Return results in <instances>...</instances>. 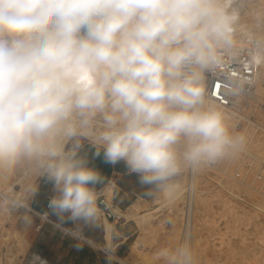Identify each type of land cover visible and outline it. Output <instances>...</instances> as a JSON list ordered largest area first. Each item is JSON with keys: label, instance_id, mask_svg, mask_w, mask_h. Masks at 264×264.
I'll use <instances>...</instances> for the list:
<instances>
[{"label": "clouds", "instance_id": "obj_1", "mask_svg": "<svg viewBox=\"0 0 264 264\" xmlns=\"http://www.w3.org/2000/svg\"><path fill=\"white\" fill-rule=\"evenodd\" d=\"M251 3L0 0V184L21 172L44 177L56 193L52 214L96 224L103 176L88 148L122 162L145 196L168 198L182 174L239 157L248 137L208 82L237 60L239 38L253 45L249 62L264 67V8L250 12ZM245 80L234 72L226 90ZM37 190L24 189L29 199ZM22 207L13 199L6 210ZM157 255L198 264L187 237Z\"/></svg>", "mask_w": 264, "mask_h": 264}, {"label": "rangeland", "instance_id": "obj_2", "mask_svg": "<svg viewBox=\"0 0 264 264\" xmlns=\"http://www.w3.org/2000/svg\"><path fill=\"white\" fill-rule=\"evenodd\" d=\"M261 8H264V0H252V3L250 4V12H254ZM243 22V28H250L251 16H245ZM248 41L249 40L246 38H239L238 45L246 46ZM249 100L250 98L244 101H248L246 102V105L249 104L247 107H245L246 105L244 103L236 107L235 114H237L235 117L238 121H247V123H245L249 128L256 127L262 132V134H264V110L257 107L258 103ZM254 115H256L257 118L254 117ZM243 116L245 118H243ZM247 118L252 119L249 120ZM248 154L249 153L246 154L247 157L245 153H242L238 160L234 161L228 170L223 169V172L215 171L212 168L205 169V171L208 170V180L205 187L207 190L206 193L203 194H201L202 192L199 194L196 193L195 199L196 207L198 206V202H203L201 211L197 214L199 219L198 233H196L197 235H193L194 252L195 254L198 253L196 256L198 262L200 261L198 264H264V211L255 206V204L258 205L260 203L258 200L261 198L264 199V178H262L264 177V174L258 175L259 171H264V161H259L264 160V157H254ZM255 162L259 163L256 164ZM239 168H241V171L238 172ZM225 172L231 175L233 181L236 180V182L234 181L236 186L232 190L235 195L228 194L227 191L218 185L220 182H224L229 178ZM179 177L185 178V173ZM40 178L41 177L37 178V182ZM163 199L164 198L161 197V194H158L154 199L147 201L146 207H161L156 212L149 225H147L148 232L140 229L135 221H129V224L135 233L127 243L128 249L124 252L125 255L113 258H104L102 256V262L104 260L111 262L114 260V264H123V262L126 264H161V260L157 253L164 247V240H167V237L170 235L171 237L168 238L170 242L166 241V243L169 242L168 244L172 245L176 244L179 238V234L176 236L175 229H172L171 231L168 230L170 220L175 219L172 216V212H170L169 205L165 206L166 201ZM248 199H250V201ZM28 201L29 198L25 197L21 202L26 207H22L15 212L11 211L10 218L7 214L2 215L0 213V228H5L11 233L17 232L18 236L25 237L27 241L25 245L26 247L37 227V220H34V216L30 214L28 210ZM227 201L231 203V206L237 207L238 209H228L226 207ZM10 203L11 202H5L7 206H10ZM196 207L194 209L195 216L197 211ZM116 215L128 220L130 218L129 208L125 215L120 212ZM25 216L31 217L30 223H23ZM102 219L104 220V218ZM179 224L180 222L178 221V226ZM152 228L156 229V234L154 236ZM172 235H175V237ZM18 236H12L10 240L8 239V241H6V243L11 242L14 244L12 247L13 251H16L19 247L17 240ZM197 237H200V239L198 244H195V239ZM141 239L142 241H140ZM136 240L141 243H134ZM0 247H2L1 241ZM138 250H140V252ZM142 252L143 255L150 258L149 262H146L140 255Z\"/></svg>", "mask_w": 264, "mask_h": 264}, {"label": "crops", "instance_id": "obj_3", "mask_svg": "<svg viewBox=\"0 0 264 264\" xmlns=\"http://www.w3.org/2000/svg\"><path fill=\"white\" fill-rule=\"evenodd\" d=\"M90 166L95 167L103 176V183L96 186L99 219L96 224L74 222L65 217L63 220L52 214L48 205L56 195L53 185L44 177L38 182L37 192L28 201V210L37 220V227L24 250L20 264H114V260L103 261L101 257L113 258L125 255L128 241L135 231L129 221L115 214H126L130 204L137 198L149 201L158 194L145 196L146 188L138 182L135 174H129L121 162L106 164L103 155L93 156L95 149L88 148ZM112 185V198L108 202L102 191ZM104 198L101 202V198ZM104 204L115 215L106 218ZM112 225L110 243L105 239L103 219ZM103 220V221H102ZM38 257L39 259H37Z\"/></svg>", "mask_w": 264, "mask_h": 264}, {"label": "bare ground", "instance_id": "obj_4", "mask_svg": "<svg viewBox=\"0 0 264 264\" xmlns=\"http://www.w3.org/2000/svg\"><path fill=\"white\" fill-rule=\"evenodd\" d=\"M243 25H244V22H242V31L245 29V28H243ZM241 46H239V48H241ZM248 98H250V100H252L253 102L258 103L257 107L260 108L261 110H264V67L258 66V70H257L254 81L250 84H243L239 92H233L232 93L230 105L222 106L230 114L231 123L233 125H236L238 130L242 131L248 137V146H247L246 151L244 152L245 155L247 153H249L248 155H252L254 157H264V134H262V132H260L256 127L249 128V126L246 124L247 121H245L246 123L244 121H238L235 117L237 114V113L235 114L236 107L240 106V104L242 105L243 103L246 105V102H248V101H246V102H244V101ZM247 105H249V104H247ZM247 105L245 107H247ZM251 106H252V104H251ZM243 110H244V108H243ZM254 117L257 118L256 115H254ZM239 118H242V117H239ZM243 118H245V117L243 116ZM247 119H249V118H247ZM250 119H252V118H250ZM248 123H250V122H248ZM251 123H252V121H251ZM255 125H256V123H255ZM238 158L239 157H237L236 159H234L232 161H228V162L222 163L220 165H217L215 167H212V169H214L215 171L216 170L220 171V172H223V169L228 170L230 165H232V163L234 161L238 160ZM259 161H264V160H259ZM255 163L257 164L259 162H255ZM207 171L204 170L201 173L197 174L196 184H197V189H198L197 193L198 194L201 192H202L201 194L206 193L207 189H205V187H206V182L208 180L207 179ZM239 171H241V168H239L238 172ZM262 172H264V171H262ZM227 175L229 178L226 179L224 182L223 181L220 182L218 185H219V187L221 186L222 189L227 191L228 194L235 195V193L233 194L232 190L236 186L234 183V181L236 182V180L233 181L231 179V175L229 173ZM262 178H264V177H262ZM36 182H37V179L34 175H26L25 173L21 172V173H18L16 176H14L7 184H0V209H1L0 213L2 215L7 214L8 217L10 218L11 211L6 210L9 206H7L5 204V202H11V200H13V199H15L17 201L24 200L26 197L25 191H24L25 186L28 183H36ZM176 183L179 185V189H178V192L176 195H174L171 198H168V197H165L164 195L161 194V197L164 198L163 200L166 201L165 206L169 205L170 212H172V216L175 219V220H172V219L170 220V226L168 227V230L171 231L172 229H175L176 236H178V234L180 233V224L178 226V221L180 222V219H181V213H182L181 204L184 201L183 190H184V186H185V178L184 177H177ZM246 188H248V187H246ZM102 195L104 197H106L108 202H110L111 198H112V185L107 186L102 191ZM97 196H98V194H97ZM195 199H196V196H195ZM195 199H194V209L196 207ZM255 199L258 200L257 198H255ZM248 200L250 201V199H248ZM258 201L260 203L258 205L254 203L255 206L259 207L262 211H264V199L261 198ZM202 204H203V202H200V203L198 202V206L196 207L197 208L196 216L194 215L195 211H193V220H192V227H193V231H194L193 235L198 233L197 229H198L199 219L197 217V214L200 213ZM146 205H147L146 200H143L141 198H137L136 200H134L130 204V206L128 207L130 218L127 221H131V220L135 221L138 224V226L140 227V229L144 230L145 232H148L147 225H149L150 221L154 218L156 212L161 207H158V206L146 207ZM226 207L228 209H233V210L238 209L237 207L231 206V203L228 201L226 202ZM257 207H253V208H257ZM118 213H119V211L115 212V214H118ZM178 218H179V220H178ZM5 219H7V218H5ZM20 222H21V219H20ZM103 223H104L105 239L108 243H110L111 235H112V225L106 219L103 221ZM199 227H200V225H199ZM152 233H153V236L156 234L155 228H152ZM11 235L14 237L18 236L17 232L11 233L10 231H8L5 228H0V241L2 242V247H0V264H20V259L24 253L25 245H26L27 241H26L25 237L18 236L17 240H18L19 247L16 251H13L12 247L14 244H12L11 242L6 243V241H8V239L10 240L12 238ZM172 236L175 237V235H172ZM169 237H171V236L169 235ZM169 237H167V240H164V242L162 241L164 243V247L166 246V244L168 247H171L174 245V244H172V245L168 244L170 242L168 240ZM199 239H200V237L199 238L197 237L195 239V244H198ZM140 241H142V239ZM166 241H169V242L166 243ZM136 242H138V240H136L134 243H136ZM15 245H17V244H15ZM139 246H141V245H139ZM138 251L140 252V250H138ZM196 254H198V253H196ZM140 255L143 257V259L146 262H149L150 258L146 255H143V252L140 253ZM123 264H126V263L123 262ZM200 264H202V263H200Z\"/></svg>", "mask_w": 264, "mask_h": 264}, {"label": "built area", "instance_id": "obj_5", "mask_svg": "<svg viewBox=\"0 0 264 264\" xmlns=\"http://www.w3.org/2000/svg\"><path fill=\"white\" fill-rule=\"evenodd\" d=\"M253 45L250 41L246 46L240 48V55L234 63H229L226 67L222 68L220 74L212 77L208 82V90L213 95V98L221 106H228L231 103L233 91L226 90V86L231 84V76L235 72L237 75L246 78L243 84H250L254 81L258 66L252 65L250 61V52ZM264 172L259 171L258 175H262ZM197 175L185 173V186L183 190L184 201L182 203V213L180 219V233L178 242L184 238H190L194 249L193 238V211H194V199L197 193ZM104 198H101L103 202ZM103 214L106 218H114L115 215L104 204Z\"/></svg>", "mask_w": 264, "mask_h": 264}]
</instances>
